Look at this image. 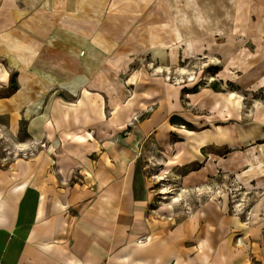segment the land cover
<instances>
[{
	"label": "rangeland",
	"instance_id": "rangeland-1",
	"mask_svg": "<svg viewBox=\"0 0 264 264\" xmlns=\"http://www.w3.org/2000/svg\"><path fill=\"white\" fill-rule=\"evenodd\" d=\"M159 1L168 14L151 13L147 18L151 29L144 32L139 27L147 24L141 13L136 14L128 32L131 44L101 50L96 60L85 64L86 76L63 72L61 64L39 49L44 48L41 40L37 57L25 63L28 69L0 58V130L17 144L43 141L48 131L52 135L48 151L40 148L19 157L11 144L0 142V174L7 185H38L51 203L68 206V219L81 213L78 205L69 207L72 200L83 193L89 194L88 202L98 198V232L104 247L110 232L120 238L118 247L112 248L116 257L130 253L129 240L137 233L138 220L143 228L139 230L147 229L153 238L164 235L170 243L194 235L183 248L190 255L181 259L201 261L204 226L210 225L199 221L205 210L215 219L210 229L215 234L210 240L213 264H264V0L135 4L138 8L142 2L149 9ZM238 7L243 10L237 27L227 29L231 25L227 18ZM197 11L200 26L206 28L195 32L190 26ZM172 19L183 29H156L163 22L173 25ZM213 19L215 24L224 19L225 26L219 24L224 28L209 29L215 25L210 23ZM143 35L153 43L142 47ZM161 35L168 44L154 45ZM156 68H169L172 81L156 79ZM181 68L196 72V80L177 85ZM231 93L237 96L232 104L212 109L213 99ZM190 94L195 96L189 98ZM118 108L117 117L113 113ZM50 120L61 128L51 131ZM125 121L131 126L123 130ZM94 136L97 140L89 141ZM201 139L210 146L204 148ZM56 151L67 154L64 176L55 164ZM203 175L209 180H198ZM165 186L188 191L177 220L163 209L160 192ZM203 187L222 192L218 208L210 195L197 197ZM134 189L145 196L141 207L134 206ZM254 211L257 223L252 225ZM220 225L225 238L219 237ZM179 257L175 254L171 264H180Z\"/></svg>",
	"mask_w": 264,
	"mask_h": 264
},
{
	"label": "crops",
	"instance_id": "crops-1",
	"mask_svg": "<svg viewBox=\"0 0 264 264\" xmlns=\"http://www.w3.org/2000/svg\"><path fill=\"white\" fill-rule=\"evenodd\" d=\"M135 1L0 0V58L14 64L28 63L29 58L37 57L41 40L44 48L39 49L54 62L61 64L63 72L73 71L74 77L86 76L85 64L96 60L101 50L106 47L118 50L120 46L131 44L128 32L134 28L136 14L141 13L143 22L147 24L139 27L143 32L151 29L147 20L151 13L168 14L167 8L160 1L149 9H144L142 2L136 8ZM241 9L236 8L232 18H227L230 26L224 25V19L219 24L234 30L237 27L236 21L240 20ZM215 17L219 20V15ZM192 20L194 26H190L191 30L197 32L206 28L200 26L199 13ZM175 21L176 19L169 21L173 25L160 23V27L156 29L182 30V23ZM210 23L215 24L214 19ZM219 24L210 26L209 29L224 28ZM152 39L143 35L139 44L142 47L150 45L154 41ZM173 41L176 42L175 39ZM167 44V38L161 35L154 45ZM24 68L28 69V66ZM71 76L73 75H68L69 78ZM94 187H98V184ZM133 194L136 198L134 206L141 207L146 202L144 194L138 189H134ZM87 195L89 194L83 193L69 203L71 208L78 205L81 212L79 217L68 219L65 215L68 206L63 208L51 203L45 211L44 221L41 222L40 212L45 197L42 189L35 184L22 187V184L12 182L7 185L0 174V203H5L0 206V264H171L175 254L180 256V264H213L210 257V253H213L212 257L215 256V251H210V240L215 236L214 231L210 230L214 227L213 217H208L210 225L205 226L203 231L205 241L201 254L204 258L201 261L182 262L181 259L186 254L190 255L183 248L186 246L187 249V244L191 243V236L194 235H185L174 243H170L168 237L163 235L153 238L144 246L136 244L137 236H150V232L146 233L147 227L144 228L145 231L139 230L142 227L138 220L134 226L138 234L130 236L129 240L130 253L116 257L112 255V248L118 247L120 238L111 237L110 232L104 247L103 236L98 232V198L88 202ZM62 215L63 218L60 219ZM199 219L204 221L200 217ZM54 222L55 226L52 224ZM223 227L224 225L219 227L220 238L226 237ZM121 239L126 241V237Z\"/></svg>",
	"mask_w": 264,
	"mask_h": 264
},
{
	"label": "bare ground",
	"instance_id": "bare-ground-1",
	"mask_svg": "<svg viewBox=\"0 0 264 264\" xmlns=\"http://www.w3.org/2000/svg\"><path fill=\"white\" fill-rule=\"evenodd\" d=\"M174 74L172 73V71L167 68V69H164V68H156L155 69V77L156 79H163L166 83H170L173 79V76ZM196 72H190L189 70L185 69V68H181L179 70V72L177 73L176 75V84L177 85H181L187 81H195L196 80ZM211 81H213V78H211ZM264 84V82H263ZM205 89H202V92H204ZM139 92V91H138ZM136 92V93H138ZM218 94V93H217ZM220 95V94H219ZM150 96V95H149ZM195 95H192L190 94L188 97L189 98H193ZM237 96L234 95V93H231L229 95V97H226V96H223L219 99H213L212 100V109H215L219 104H222V105H230V103L232 104V100L235 99ZM240 103V102H239ZM130 105H132V102L130 103ZM105 109V112H104V118L107 120V112H106V108ZM239 109H241L239 107ZM119 112H120V109L118 108L114 113L113 115L117 116L119 115ZM118 117V116H117ZM116 119H120V118H116ZM128 120H132L129 119ZM58 122V121H57ZM48 124V128L51 130H55L57 131L56 129L57 128H61V124H55L53 122V120H50L47 122ZM65 123V122H64ZM68 124L70 126H74V124L72 123V121H68ZM125 125L124 127H122L121 129L125 130V129H129L131 124L128 122V121H125L124 124ZM110 126V125H108ZM51 130V131H52ZM43 138L44 140L41 141L39 138L35 139V141L33 142H28V143H24V144H17L15 143L9 136L5 135L3 131L0 130V142H2L3 140L8 143V144H11L12 146V149L14 150V153H17V156H21L23 154H29V152H32V151H35V150H40V148H43V149H46L47 151L52 148V135L50 133V131L46 132V133H43ZM96 137H92L91 139H89V141H96ZM88 141V140H87ZM88 141V142H89ZM46 143V144H45ZM84 143H86V141H84ZM204 148L207 147V146H210L208 143L209 141L208 140H205V139H201V141L199 142ZM54 157H57L58 160L55 161V164H57L58 168L61 170L60 173H62V175L64 176V174H66V158H67V154L64 153V155H60L57 151L53 154ZM69 156V155H68ZM196 159L195 158L194 160H192V162H196ZM198 160V159H197ZM17 173L14 171L13 175H16ZM206 182L209 180V175H203L202 177L198 178V180H201ZM26 185L28 184H23L22 187H25ZM93 185H96V182L93 181ZM183 193H181L179 190H172L171 188L165 186L162 191L160 192L163 197V202H162V205H163V209L167 211V213H169V217L173 218V220L176 219V217L179 216V213L177 212L178 209H181L182 207H184V198L187 197L188 195V191H182ZM222 192H219V193H215V192H212V188L210 187H203V188H198V193L196 192V195L197 197H203L205 195H210L209 197L212 199V204L213 206H217L218 208V204H217V200L220 198L219 195H221ZM55 202V201H54ZM53 203V202H52ZM56 203H58L56 201ZM55 203V204H56ZM5 203L3 201H1L0 203V206H3ZM51 205V201L48 200L46 198V196L44 197V200H43V204H42V209H41V212H40V221L43 222L44 221V217H45V211L47 209V207H50ZM59 206H62L63 208L67 207V205H64L63 203H58ZM239 207H241L242 205H238ZM221 210V209H220ZM208 211H203L201 213L202 215V219H204L205 223H208L209 222V216L207 215ZM188 216L191 218L192 216H194L192 213H187ZM243 214V210L242 212H240L238 215H242ZM177 220V219H176ZM251 223L252 225L256 224L257 223V212H253L252 215H251ZM207 226V225H206ZM205 227V226H204ZM153 240V237H150V236H141L139 237L138 239H136V244L138 245H142L144 246L145 244H147L148 242H151Z\"/></svg>",
	"mask_w": 264,
	"mask_h": 264
}]
</instances>
